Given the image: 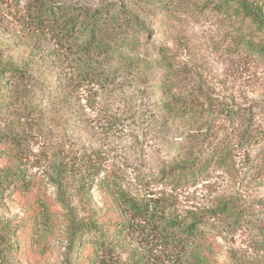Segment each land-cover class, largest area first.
Masks as SVG:
<instances>
[{"label":"rangeland","instance_id":"1","mask_svg":"<svg viewBox=\"0 0 264 264\" xmlns=\"http://www.w3.org/2000/svg\"><path fill=\"white\" fill-rule=\"evenodd\" d=\"M38 1L0 0V264H264V0H48L134 22L96 46Z\"/></svg>","mask_w":264,"mask_h":264},{"label":"trees","instance_id":"2","mask_svg":"<svg viewBox=\"0 0 264 264\" xmlns=\"http://www.w3.org/2000/svg\"><path fill=\"white\" fill-rule=\"evenodd\" d=\"M36 10L38 11L37 14L32 17L36 23H42L44 19H47L51 23V29L57 27L56 34L59 32L61 34H84L88 43L94 46L104 35L108 34V30H113L114 26L118 28H123V26L124 28L134 27L132 25L134 22H130L129 19L119 21L117 17L110 16V9L103 4L91 8L65 4L54 5L48 0H39ZM257 50L264 52V45ZM160 106L164 114L172 118L180 117L187 111L184 100L176 97L161 103ZM177 166L179 180L192 178L199 170V168H195V165L188 163H181ZM137 210L141 209L138 208ZM191 229L192 227L187 228V230Z\"/></svg>","mask_w":264,"mask_h":264}]
</instances>
